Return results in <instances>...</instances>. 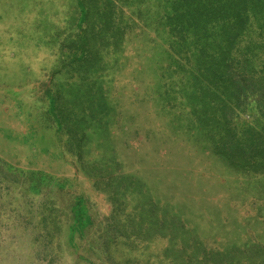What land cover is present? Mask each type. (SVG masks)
Segmentation results:
<instances>
[{"label": "rangeland", "instance_id": "374dc122", "mask_svg": "<svg viewBox=\"0 0 264 264\" xmlns=\"http://www.w3.org/2000/svg\"><path fill=\"white\" fill-rule=\"evenodd\" d=\"M0 264H264V0H0Z\"/></svg>", "mask_w": 264, "mask_h": 264}]
</instances>
